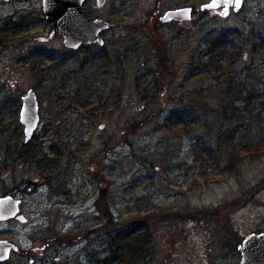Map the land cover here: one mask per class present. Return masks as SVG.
Segmentation results:
<instances>
[{"label":"rangeland","instance_id":"obj_1","mask_svg":"<svg viewBox=\"0 0 264 264\" xmlns=\"http://www.w3.org/2000/svg\"><path fill=\"white\" fill-rule=\"evenodd\" d=\"M210 1L87 0L89 16L111 28L103 46L70 50L43 0H0V198H20L25 219L0 222V240L19 246L0 264H102L112 238L133 230L147 253L137 264L240 263V242L264 232V154L241 153L216 174L218 162L203 168L195 153L216 140L230 101L244 106L231 90H264V60L250 45L230 59L208 45L222 29L241 32L231 41L250 37L264 0L228 17L203 11ZM187 6L192 20L161 22ZM31 90L41 120L26 142ZM191 111L201 121L188 130L178 116ZM252 122L264 146V111Z\"/></svg>","mask_w":264,"mask_h":264},{"label":"trees","instance_id":"obj_2","mask_svg":"<svg viewBox=\"0 0 264 264\" xmlns=\"http://www.w3.org/2000/svg\"><path fill=\"white\" fill-rule=\"evenodd\" d=\"M261 18L262 17L258 16L249 23L251 36H247L243 40L238 39L240 42L231 41V38H233L232 36L236 37L241 34L237 28L220 30L208 41L210 47L209 54H220L230 59L236 54L235 51L237 52L238 49L243 48V45L246 44V46L250 45V52H252L253 55L259 53L260 59L264 60V19ZM250 78L251 76L248 79ZM259 91V89H251L248 87H243L240 91L231 90L233 96L238 95L235 99L240 100L244 106L241 108L235 105L233 106V100L230 101L221 114H219L221 118L215 120L218 121V132L214 136L216 140L198 142L200 148L196 149V161H200L203 168L205 164L207 165L209 162L213 164L218 162V164H216L217 166H215L216 170H218L216 174L226 171L231 172L243 160L241 153H247V157L252 159H257V157L264 154V146L260 144L262 141L255 139L253 136L254 130L251 126L253 120L262 118V112L264 111V90ZM233 96H230V99H232ZM255 98L258 103L254 106ZM178 119L180 126L188 130L192 123L197 124L201 121L199 114H194L192 111L179 115ZM207 121L209 125L214 122V120L209 118ZM237 122L243 123L241 125L243 132L242 130L239 131L238 129H234ZM17 153L19 158H23L22 152ZM124 233L125 231L122 232L121 235L117 234V236L112 238V245L114 246L113 253L109 258L103 259L102 264H137L145 258L147 254L144 248L145 240L142 238V235H140L141 233H136L134 230ZM78 237L80 236L77 235L76 239ZM62 239L65 240V237Z\"/></svg>","mask_w":264,"mask_h":264},{"label":"water","instance_id":"obj_3","mask_svg":"<svg viewBox=\"0 0 264 264\" xmlns=\"http://www.w3.org/2000/svg\"><path fill=\"white\" fill-rule=\"evenodd\" d=\"M87 0H43L44 17L50 23L56 33L64 39L68 49L78 50L85 46L97 44L103 46L105 40L103 32L111 28L110 23L103 18H93L87 13L84 4ZM249 0H211L202 5L204 11L213 10L222 17H228L233 11L238 14ZM106 0H97V6H104ZM194 17L193 7H178L169 9L161 17V22H187ZM40 104L37 94L31 90L22 97L21 124L25 127L24 137L26 142L33 139L38 130L41 116ZM23 201L13 195H5L0 198V222L18 218L25 222L21 214ZM19 246L9 240H0V262H7L12 252H17ZM242 255L239 264H264V232L251 233L245 237L238 246Z\"/></svg>","mask_w":264,"mask_h":264},{"label":"flooded vegetation","instance_id":"obj_4","mask_svg":"<svg viewBox=\"0 0 264 264\" xmlns=\"http://www.w3.org/2000/svg\"><path fill=\"white\" fill-rule=\"evenodd\" d=\"M8 1H10V0H8ZM87 2V1H86ZM85 5V4H84ZM86 9V8H85ZM87 11V10H86ZM210 11H213V10H210ZM193 12H194V9H193ZM215 12V14H217V15H220V14H218L216 11H214ZM195 13V12H194ZM166 23H170V22H166ZM166 23H164V24H166ZM173 23H176V22H173ZM180 23V22H179ZM92 46H93V44H92ZM14 196H16V195H14ZM22 201V200H21ZM18 251V250H17Z\"/></svg>","mask_w":264,"mask_h":264}]
</instances>
